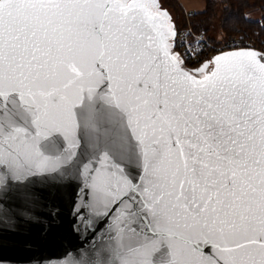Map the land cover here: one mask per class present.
I'll return each instance as SVG.
<instances>
[{"label": "snow or ice", "instance_id": "snow-or-ice-1", "mask_svg": "<svg viewBox=\"0 0 264 264\" xmlns=\"http://www.w3.org/2000/svg\"><path fill=\"white\" fill-rule=\"evenodd\" d=\"M176 36L160 0H0V218L73 187L74 264H264V50Z\"/></svg>", "mask_w": 264, "mask_h": 264}, {"label": "water", "instance_id": "water-1", "mask_svg": "<svg viewBox=\"0 0 264 264\" xmlns=\"http://www.w3.org/2000/svg\"><path fill=\"white\" fill-rule=\"evenodd\" d=\"M161 7L172 18L171 12ZM172 21L176 28L173 18ZM76 191L69 187L56 194V216L49 217L47 207L37 205L31 219L0 218V264H74L85 258L99 236H93L91 230L86 232L82 226L79 230L75 227Z\"/></svg>", "mask_w": 264, "mask_h": 264}, {"label": "trees", "instance_id": "trees-1", "mask_svg": "<svg viewBox=\"0 0 264 264\" xmlns=\"http://www.w3.org/2000/svg\"><path fill=\"white\" fill-rule=\"evenodd\" d=\"M205 7L194 14V26L213 39L248 36L264 43V16L252 19L248 12L257 7L264 11V0H204ZM176 26L178 22L175 20ZM214 32V35L211 33Z\"/></svg>", "mask_w": 264, "mask_h": 264}, {"label": "built area", "instance_id": "built-area-1", "mask_svg": "<svg viewBox=\"0 0 264 264\" xmlns=\"http://www.w3.org/2000/svg\"><path fill=\"white\" fill-rule=\"evenodd\" d=\"M189 19L190 15L186 14ZM189 16V17H188ZM177 36L175 38L178 52L189 54L191 60L209 59L220 51L233 48L251 47L257 50H264V43L257 42L248 36H233L224 40L214 41L205 31L195 29L190 23L176 27ZM193 66V65H189Z\"/></svg>", "mask_w": 264, "mask_h": 264}, {"label": "rangeland", "instance_id": "rangeland-1", "mask_svg": "<svg viewBox=\"0 0 264 264\" xmlns=\"http://www.w3.org/2000/svg\"><path fill=\"white\" fill-rule=\"evenodd\" d=\"M199 1L205 5L204 0H160V3H161V6L166 7L171 12L172 18L174 19V21L176 20L178 22V26L184 27L186 24L190 23V25H192L195 29L201 30V28L199 27L197 28L194 26V14H195L194 7L197 8L196 4ZM186 14L190 15V17L188 16L189 19L187 18ZM214 34H215L214 32L211 33V35H214ZM230 37H233V36H230ZM230 37L219 38V39H213L212 37L210 38L214 41H220V40H224Z\"/></svg>", "mask_w": 264, "mask_h": 264}, {"label": "crops", "instance_id": "crops-1", "mask_svg": "<svg viewBox=\"0 0 264 264\" xmlns=\"http://www.w3.org/2000/svg\"><path fill=\"white\" fill-rule=\"evenodd\" d=\"M197 8L194 7V11L201 10L205 7L204 4H202L200 1L196 4ZM248 16L252 19H259L264 16V11L255 7L251 11L248 12Z\"/></svg>", "mask_w": 264, "mask_h": 264}]
</instances>
